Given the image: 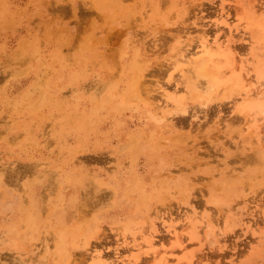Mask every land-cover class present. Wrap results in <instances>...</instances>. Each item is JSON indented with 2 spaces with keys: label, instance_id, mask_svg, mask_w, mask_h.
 I'll return each instance as SVG.
<instances>
[{
  "label": "rangeland",
  "instance_id": "374dc122",
  "mask_svg": "<svg viewBox=\"0 0 264 264\" xmlns=\"http://www.w3.org/2000/svg\"><path fill=\"white\" fill-rule=\"evenodd\" d=\"M0 264H264V0H0Z\"/></svg>",
  "mask_w": 264,
  "mask_h": 264
}]
</instances>
